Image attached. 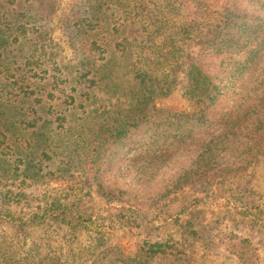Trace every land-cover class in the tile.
<instances>
[{
  "label": "trees",
  "instance_id": "obj_1",
  "mask_svg": "<svg viewBox=\"0 0 264 264\" xmlns=\"http://www.w3.org/2000/svg\"><path fill=\"white\" fill-rule=\"evenodd\" d=\"M58 9L0 0V264H259L252 235L217 226L263 236L264 207L237 194L210 217L198 195L264 154V0H75L67 61ZM175 90L191 110L160 104ZM92 194L137 236L131 250L83 212Z\"/></svg>",
  "mask_w": 264,
  "mask_h": 264
},
{
  "label": "rangeland",
  "instance_id": "obj_2",
  "mask_svg": "<svg viewBox=\"0 0 264 264\" xmlns=\"http://www.w3.org/2000/svg\"><path fill=\"white\" fill-rule=\"evenodd\" d=\"M75 0H58L59 3V9L56 12V16L53 18L52 24L53 28L51 30V36L54 40L59 41L61 43V47H63L62 50V56L63 58L67 60H72L74 57L73 50L69 47L67 38L68 36L63 32V29L61 27V18L65 17L67 12L69 11L72 2ZM262 64L264 65V57L262 59ZM236 94H230L228 95L223 101L219 102L216 107L213 109V112L216 113V115L224 112L225 110L229 109L233 104L234 100L236 98ZM101 104L103 102L101 101ZM160 104L163 107L171 108L174 111H189L191 110V105L188 103L187 100H185L180 92L178 90H175L170 96L167 98L161 100ZM190 149L186 148L184 151H180L177 154L179 155V158L177 160H181V163L185 162L186 157L190 155ZM140 158L139 162H141V155L138 156ZM170 161L171 166L169 168L175 166V162ZM119 170H122L124 172H129L132 170V168L129 166L126 168L125 163L122 164L119 168ZM134 173H128L126 175V179H131L133 174L136 177H139L138 174ZM173 170H169L166 167H162V170L159 174L156 175V179L161 176V178L168 177L169 173H171ZM240 175V174H237ZM122 177V176H120ZM134 178L135 181L137 178ZM156 179H153L150 181L149 185L146 186L147 192L148 188L156 189L158 187V183H156ZM51 191H56L55 189L50 188L48 191V194L51 193ZM39 195V193H35L33 195V198H36V195ZM241 195L243 197V201L246 204L250 205H261L264 207V154L260 157V159L246 172L243 173L240 176H237V178H227L221 183L215 184V187L212 189H209L206 193L199 194L198 197L201 199L203 197L202 203L207 211L206 213L211 215H223L226 210V205L228 202H233V197L236 198V195ZM37 195V197H38ZM237 195V196H238ZM189 197V196H188ZM192 200L189 199L188 202H191ZM34 202V200H33ZM239 203H237L238 205ZM229 203L227 204V206ZM83 208V212L92 218V224H96V226L101 227L102 224H104L105 231L107 232V236L110 238V242L114 243L116 245H119L122 249L125 251H129L133 248L137 236L131 232H128L125 228L120 227L117 222H112L111 217V210L106 208V203L100 196L92 194L89 197L86 196L84 198V201L81 204ZM178 202L175 205H171L168 207L167 213H173L177 211ZM165 209V208H164ZM228 209V208H227ZM212 216V219L214 218ZM209 217V218H210ZM228 220H222L223 222L217 226V228L224 229L225 227H232L233 224L237 223V228L245 234L252 235L253 239L257 244L259 245V252H260V260L259 264H264V235L259 236L256 233V228L251 229V223L248 221L239 222L235 220H231L233 218L230 217V219L227 217ZM239 220V219H238ZM174 228V227H173ZM172 227L169 229L171 230ZM155 233V232H154ZM262 239V240H261ZM28 245V244H27ZM27 245L25 246L27 248ZM209 258L213 262H221V263H231L230 259L226 257L225 253L218 252L209 254ZM211 264V263H210Z\"/></svg>",
  "mask_w": 264,
  "mask_h": 264
}]
</instances>
